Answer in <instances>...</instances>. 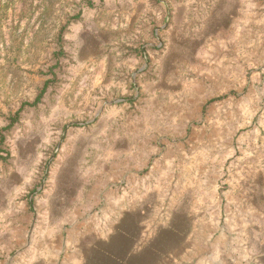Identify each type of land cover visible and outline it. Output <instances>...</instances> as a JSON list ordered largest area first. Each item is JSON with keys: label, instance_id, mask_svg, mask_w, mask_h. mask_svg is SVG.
<instances>
[{"label": "rangeland", "instance_id": "rangeland-1", "mask_svg": "<svg viewBox=\"0 0 264 264\" xmlns=\"http://www.w3.org/2000/svg\"><path fill=\"white\" fill-rule=\"evenodd\" d=\"M0 264H264V0H0Z\"/></svg>", "mask_w": 264, "mask_h": 264}]
</instances>
